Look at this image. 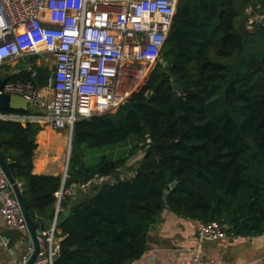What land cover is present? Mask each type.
I'll list each match as a JSON object with an SVG mask.
<instances>
[{
  "label": "trees",
  "instance_id": "1",
  "mask_svg": "<svg viewBox=\"0 0 264 264\" xmlns=\"http://www.w3.org/2000/svg\"><path fill=\"white\" fill-rule=\"evenodd\" d=\"M250 2L264 12V0H178L160 59L142 84L113 113L74 123L65 183L124 179L94 184L79 202L61 203L69 216L52 264L132 263L164 208L217 221L234 235L263 233L264 28H248ZM34 70L36 88L45 86L49 72ZM16 79L29 75L9 78ZM40 130L36 121L0 120V156L30 219L45 224L54 217L61 177L32 172ZM120 143L125 149L112 156ZM101 148H111V157L97 155ZM131 158L134 175L126 178L121 169Z\"/></svg>",
  "mask_w": 264,
  "mask_h": 264
},
{
  "label": "built area",
  "instance_id": "2",
  "mask_svg": "<svg viewBox=\"0 0 264 264\" xmlns=\"http://www.w3.org/2000/svg\"><path fill=\"white\" fill-rule=\"evenodd\" d=\"M178 0H0V73L8 64L47 55L52 68L46 79L50 98L35 86L36 72L26 66L28 80H7L0 93L17 95L36 106L38 114L0 112V120L24 124L36 121L71 135L75 122L113 113L142 84L170 33ZM248 25L264 28V12L248 3L244 8ZM39 61V60H38ZM67 167L54 193L55 212L39 236L38 255L33 264H52L58 252L54 242L61 203L110 176H94L85 182L66 184ZM129 178V177H128ZM19 186V184H18ZM0 168V215L5 225L26 232L27 225L18 201ZM200 240H241L226 226L198 222ZM33 253L30 243L17 264H26ZM181 264H212L190 257Z\"/></svg>",
  "mask_w": 264,
  "mask_h": 264
},
{
  "label": "crops",
  "instance_id": "3",
  "mask_svg": "<svg viewBox=\"0 0 264 264\" xmlns=\"http://www.w3.org/2000/svg\"><path fill=\"white\" fill-rule=\"evenodd\" d=\"M35 61V67L39 68L40 63L37 58ZM8 66L9 64L4 66L2 72H7L9 78L25 72L24 70L13 72L8 69ZM37 90L40 95L50 98L51 93L47 91L46 85L37 88ZM65 133L55 131L48 126H42V130L36 135L37 147L32 162L33 174L62 177ZM71 136L72 132L69 140L70 145ZM53 139L57 146L51 150ZM135 161L136 158L131 161L132 168L135 167ZM129 168L131 169V167ZM121 171L126 178L134 175L133 170L127 172L122 168ZM90 193L91 191L88 190L80 191L71 199H66L63 202L66 201L67 205L77 203ZM63 210H68V208ZM197 224L196 220L182 218L164 208L149 227L144 253L138 260L130 264H181L183 260L195 256L211 261L212 264H264V231L259 236H245V239L241 240H200L196 235ZM226 229L228 233H231L227 226ZM54 239L57 245L64 240L60 228L56 229ZM24 241L31 243L28 231L18 232L7 227L0 215V264H17L25 252L24 245L21 244ZM10 243H13L12 247Z\"/></svg>",
  "mask_w": 264,
  "mask_h": 264
},
{
  "label": "water",
  "instance_id": "4",
  "mask_svg": "<svg viewBox=\"0 0 264 264\" xmlns=\"http://www.w3.org/2000/svg\"><path fill=\"white\" fill-rule=\"evenodd\" d=\"M260 6H257V13H260ZM9 79V74L7 72H2L0 73V91L3 86V84ZM173 88L176 91H180V87L178 84H174ZM7 110H13V111H25L29 112L31 111L33 114H38L39 109L36 106H31V103L28 102L27 100L23 99L20 96L17 95H6L0 93V112H4ZM71 142V141H70ZM147 142L149 143L150 140L148 139ZM0 168L5 175L9 187L5 189V192H8L10 189L12 190L13 194L15 195L18 204L20 206L23 218L25 220V223L27 225V231L30 236V242L33 246V253L29 257L28 261L26 264H33L34 261L37 258L38 255V241H37V236L40 235V233L45 229L46 226L50 224L51 221H47L45 224H40L38 222H34L30 219L28 212L26 210V207L24 205V202L22 200V196L20 193V189L18 184L15 182V180L12 178L11 174L9 173L7 163L1 158L0 156ZM123 176H117L113 179H110L107 181V185L111 186L114 184L119 183L120 181H123ZM176 182H172L169 185L170 190L175 187ZM168 194V191H165L164 197ZM69 216V210H63L61 214L58 216L57 221H56V228H60V226L66 221V219ZM11 247L13 243H10ZM24 245V248L26 249L27 246L30 244L27 241H24V243H21Z\"/></svg>",
  "mask_w": 264,
  "mask_h": 264
},
{
  "label": "rangeland",
  "instance_id": "5",
  "mask_svg": "<svg viewBox=\"0 0 264 264\" xmlns=\"http://www.w3.org/2000/svg\"><path fill=\"white\" fill-rule=\"evenodd\" d=\"M35 59H36V57H30V58L28 57L24 61L16 62V64L14 66L9 64L8 69H10L11 71L15 72V71H23V70H25L26 66L34 67L35 66V62H36ZM37 60H39L40 67L45 68L47 71L51 70V68H52L51 61H50V59L48 58L47 55H44L42 58L38 57ZM66 131L67 130H61L59 132L65 133ZM64 139L65 140H64V144H63V150H64L63 171L65 172L66 167L68 168V161H69V157H70V143H69L70 135H69V132H66L64 134ZM56 146H57V143L55 142V139H53L50 149L54 150L56 148ZM124 146H125V143H120V144H117L114 147V150L111 149V148H101V149L97 150V155H106L108 157H111L110 156L111 154H109V150L110 149L112 151V156H114V154L119 149H123ZM132 160H133V158H131L130 160H128L125 163V166L123 167L124 171L126 170L128 172L129 170L133 169L132 166H130V165H133L132 162H131ZM128 163H130V164H128ZM129 167H131V169H129Z\"/></svg>",
  "mask_w": 264,
  "mask_h": 264
},
{
  "label": "flooded vegetation",
  "instance_id": "6",
  "mask_svg": "<svg viewBox=\"0 0 264 264\" xmlns=\"http://www.w3.org/2000/svg\"><path fill=\"white\" fill-rule=\"evenodd\" d=\"M3 69V68H2Z\"/></svg>",
  "mask_w": 264,
  "mask_h": 264
}]
</instances>
